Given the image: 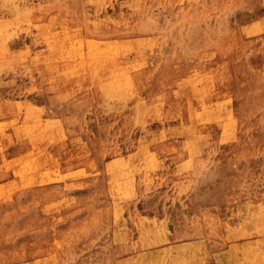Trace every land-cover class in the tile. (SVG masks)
Listing matches in <instances>:
<instances>
[{
    "label": "rangeland",
    "instance_id": "374dc122",
    "mask_svg": "<svg viewBox=\"0 0 264 264\" xmlns=\"http://www.w3.org/2000/svg\"><path fill=\"white\" fill-rule=\"evenodd\" d=\"M0 264H264V0H0Z\"/></svg>",
    "mask_w": 264,
    "mask_h": 264
},
{
    "label": "bare ground",
    "instance_id": "6f19581e",
    "mask_svg": "<svg viewBox=\"0 0 264 264\" xmlns=\"http://www.w3.org/2000/svg\"><path fill=\"white\" fill-rule=\"evenodd\" d=\"M109 13V12H108ZM109 21V20H108ZM139 40V39H137ZM136 41V40H135ZM137 43V42H136ZM139 44V43H138ZM125 90V86L123 85V83L121 84H116L115 82L111 85L110 82H106L105 86L103 87V91H102V94H108V96H112V97H115V96H120V95H123V92ZM101 94V95H102ZM47 109L50 111V108H49V104L46 105ZM47 122L51 121L50 119H46ZM194 241V240H193ZM187 243V242H186ZM182 245L181 243H171V245L169 246V248H180Z\"/></svg>",
    "mask_w": 264,
    "mask_h": 264
}]
</instances>
